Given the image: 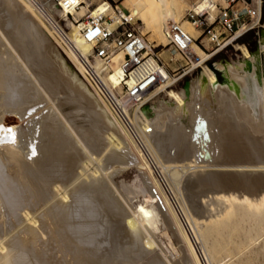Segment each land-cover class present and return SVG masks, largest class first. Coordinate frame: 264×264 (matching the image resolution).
<instances>
[{"label":"bare ground","instance_id":"1","mask_svg":"<svg viewBox=\"0 0 264 264\" xmlns=\"http://www.w3.org/2000/svg\"><path fill=\"white\" fill-rule=\"evenodd\" d=\"M39 1L55 19L66 15L60 8V4L54 0ZM128 1L131 5V16L141 20L145 27L144 31L152 28L162 43L167 41L163 29L168 20L180 22L185 31L196 38L192 29L193 25L186 18L187 21L182 19V1ZM216 2L222 4L224 0H199L192 6L196 10L208 8V12L212 13L214 18L217 10ZM5 5L10 10L7 17L3 11ZM107 7V3L102 1L83 16L89 14L87 18L91 19L98 14L109 13L110 8ZM5 11L8 10L5 9ZM70 11L72 15H75V8H71ZM81 25L82 22L74 26L70 34L65 33L67 40L63 41L27 0H0V126H2L0 130V264H179L178 261L173 263L166 261L164 257L163 259V255L157 251L158 246L152 238L153 235L151 236L156 229L159 213H163L162 215L166 217L168 215L164 213L161 204L155 208L149 206L142 213L141 219L135 221L136 217L131 216L133 212H130L127 200L124 198L126 195L123 189L126 187L120 189L123 185L117 187L115 183V176L119 175L120 171L138 165L137 158L131 151L132 148L137 152L138 159L140 158L142 163L139 164V170L136 172L138 176L134 178L144 191L147 203L158 202L157 198L155 199L156 194L153 195L156 188L168 206L176 226L180 231L183 228L182 235L192 257L187 255L193 258L192 262L196 264V261H201L202 255L198 254V248L196 249V235L190 223L193 222L198 229L201 226L200 236L206 239L211 236L215 223L219 220L206 222L203 216L201 220L196 217L191 218L192 214L186 209L188 207H184L183 200H181L183 205L180 204V207L183 206L187 211L181 207L182 216L163 186L161 182L163 179H159L156 168L160 167L163 171L171 170L169 174L177 188L184 180L185 170L198 167L196 170L198 172L202 168L209 167V162L205 163L212 158L205 143L211 138L212 131H210L209 122L202 114L204 108H209L208 112L211 110L216 113L211 124L217 125L218 129H223V133L228 136L229 146L223 149V154L228 155L229 161L232 160V163L243 160L254 161L257 158L263 159L264 162V31L260 39L259 61L262 67L260 74L257 73L255 62L248 50L245 46H240L239 50L244 60L237 67L228 66L223 69L226 82L220 84L214 74L202 65L205 60L204 53L194 41L190 43L186 53L190 54L191 49L192 60L195 62L200 59L197 65L202 68V73L196 81L187 83V87H184L185 94L173 90H161L171 81L167 72L159 68L164 79L157 83L154 89L146 92L144 97L147 95L148 98L149 96L152 98L160 91H164L168 101L158 102L152 107L146 105L143 109H140L141 105L134 115L126 111L133 128L137 131V133L134 131L138 137L137 140L105 99L90 85L81 57L88 58L92 53L93 44L83 38L79 31ZM108 27L112 29V25ZM51 34L62 41L66 48L64 54L70 62L53 44ZM233 38L236 39L238 36ZM34 48L41 53L40 56H42L39 58H42L43 64L40 62L41 59L38 61L39 58L35 56ZM110 59L111 71L107 72L103 78L110 87L112 85L116 87L121 79L131 84L145 72L156 69L155 61L149 57L134 70L131 78H125V70L122 67L123 51H113ZM32 61L37 62L35 66ZM92 64L97 68L100 62L95 59ZM42 65L45 69L38 70L37 68ZM196 105L202 107L201 110L199 108L202 112L195 113ZM193 111L196 114L194 116ZM161 112L168 115L169 120H166L168 122L165 128L162 127L164 129L156 130L161 124L159 126L155 124L158 126L155 129L153 121L158 113L163 114ZM8 115L15 116L20 125L8 128L5 122ZM166 115L160 116L164 118L167 117ZM179 126L189 132L191 141H198L199 145L196 149L190 148L189 145H183L182 149H178L177 143L182 141L178 131ZM8 129L12 131L8 132ZM220 137L222 139V136ZM192 154L198 161H191L194 159L181 161ZM199 159L203 160V165H199ZM229 164L231 167V163ZM213 166L215 168V165ZM228 166L219 165L223 169ZM233 166L236 167L234 164ZM237 167L248 169L250 172L256 171L257 174L259 171L264 172V167L258 165L239 164ZM141 170L148 173L152 183L148 175L146 176ZM221 170L214 173L212 169L208 170L210 172L205 169L204 174H206L202 176L200 174H203L201 172L203 170L199 172V175L196 171H192L193 174L196 172L194 175L197 177H192L190 183L193 186L196 184V191L198 187H200L199 190H204L201 188L202 184L224 188L221 186L225 179L229 178H226L227 175L225 176V172ZM237 170L243 175L240 169ZM181 173L184 174H182V181ZM242 175L239 178L247 174ZM255 176L251 177V185L255 183L253 182V179L256 180ZM240 180L242 181L243 178ZM247 180H249L248 175ZM261 181L263 182L262 178ZM242 182L245 183V180ZM260 182L258 181V184ZM262 182L261 185H263ZM245 184L247 186V183ZM211 187L206 191L214 195L217 189L213 193L210 191L213 190ZM253 187L257 188V186H251ZM261 188L258 189V191L261 190L259 193L254 188L250 189V194L247 188V191L243 188V192L245 190L250 196L244 195L245 193L238 195V192L235 194L234 191L231 193L224 188L222 197H219L221 195L218 193L222 206V214L220 216L216 214L218 219L223 215L235 217L238 209L232 212H226V209L229 202L231 204V201H239L240 204L236 203L238 206H235L239 207L243 203L249 208L248 212L250 208L254 211L260 209L259 212L263 210L257 213L264 223V192ZM175 198L180 203L177 195ZM198 199L194 202H199ZM211 201L213 204V199ZM205 204L201 206L205 207ZM218 205L217 203L216 207ZM187 212L191 217L186 214ZM250 213L253 214V212ZM208 216L206 217L209 218ZM169 219L163 218V224L175 235L171 220L167 221ZM184 253H181L180 262L191 264L192 259L186 258L185 250Z\"/></svg>","mask_w":264,"mask_h":264},{"label":"rangeland","instance_id":"2","mask_svg":"<svg viewBox=\"0 0 264 264\" xmlns=\"http://www.w3.org/2000/svg\"><path fill=\"white\" fill-rule=\"evenodd\" d=\"M76 1L79 2V5H78L77 8H75V12L76 13H75V15H72L73 18L72 17H68L65 14H64L65 15L64 17L59 16L57 18V20L62 24V26L64 28V32L67 33V34H70L72 32V30H73L72 28L74 26L78 25L75 21H77V22L78 21H80V22L87 21L88 19L86 17L89 16V14L86 15V16H83V15L84 14H87L89 12V10L91 11L92 9H94L96 7V5H98L100 2H102V1L105 2L104 0H76ZM180 1H182V3H183L182 9H181L182 19L184 21H187L185 19V17H184L185 10H187L189 7H193L199 0H180ZM194 2H195V4H194ZM117 4L119 5V7L123 8L124 10L129 9L131 11V5L129 4V1L128 0H118L117 1ZM222 5H224V3H222ZM262 5H263V18H264V0H262ZM5 9L8 10V11H5ZM3 11H4V14H6L5 17L9 16L10 10H9V8H7L6 5L3 8ZM209 14H210L209 15V18H210V20H212L213 14L212 13H209ZM214 16H215V14H214ZM210 20H208V21H210ZM261 24H262L261 27L254 28L253 30L246 32L245 34H243L242 36H239L236 39L230 37V34H227L226 35V33H222L219 36L218 40H216V41L213 42V41H211V40L208 39V37H207V31L204 30V32L196 39V41H194L195 42V45H197L203 51V53H204L205 60L202 62V65L203 66H206L214 74V76H215V78H216V80H217L218 83L223 84V83L226 82V80L223 77V69H226L228 66H230V67L231 66L232 67H237L239 65V63H241L244 60L243 55H242L241 51L239 50V47L240 46H245V48L248 50L250 56L253 58V60L255 62V67H256L257 73H259V74L261 73L262 67H261V62L259 61L260 60L259 59L260 58L259 55H260V42H261L260 39H262V33H261V36H260L259 32H260V29H263V27H264L263 26L264 25V21H262ZM137 26L139 27V29L141 30V32L143 31L142 33L145 35V37L150 42L153 43L154 47H156V49H154V50H156L158 52L159 57L161 58V60L163 61V63L169 68L170 74H168V73L167 74L169 75L171 82L169 81L170 82L169 85L168 86H165L161 90H164V91L165 90L166 91L173 90V91L178 92L180 94H185L184 86H185L186 82L193 83L194 81H192V80H195L196 81V79L202 73V68L199 67V65H197V62H199L200 59L197 60V61H195V62L192 60L191 57H192L193 53H192V50L191 49L189 51L190 54H185V55L184 54H181V53H178V52H172L168 48L169 46L165 44V43H167V41L165 43H162V41L156 35V33H154V30L152 28H150L149 30L144 31L145 27H144V25H142V22L139 19L137 21ZM181 26H182V24H181ZM204 28H205V25H203L199 29H195L192 26L193 33H194L195 37H197L199 35V33ZM21 31H22V29H21ZM263 31L264 30H262V32ZM51 36H52L51 37V41L53 42V44H55V46L59 49V51L61 52V54L67 59L66 55L64 54V50H66V48H65L64 44L62 43V41L57 36H55L53 34H51ZM161 43H162V45H161ZM34 53H35V56H37L38 58L42 56V55L40 56L41 53L37 50V48H34ZM40 59H41V61H40ZM90 60H91V58H90ZM38 61L42 62V64H43L42 58H39ZM12 63H14V62H12ZM36 63H37L36 61H32V64L34 66L36 65ZM96 64L98 65V63H96ZM96 64H94V65H96ZM43 66L44 65H42L41 67H38L37 69L38 70L39 69L40 70H44L45 68ZM42 67H43V69H42ZM164 91L163 92L160 91L156 96H152V98L150 96L148 98V96L146 95V97H144L146 100L143 99L142 107L140 109L145 108L146 105L147 106L150 105L148 107H152V105L154 106L158 102H162V101H164V103H166L168 101V98L165 96V92ZM138 108L139 107H137V106L131 107V109L128 110L129 114L130 115H134L137 112V109ZM192 108H193V106H192ZM199 108L201 110L202 107H199L198 105H196L195 106V109H197V110L196 111L194 110V111H195V113H197V111H199V112H202L203 111L202 114L204 115L205 119L209 122V124L211 126L210 127V131H212L210 133L213 136V137L211 136V138L208 140L209 142L207 141V143H205V146L206 147L208 146L207 148H209V151L211 153L210 154V157L212 158V159H209L207 161V163H205V164H208V162H209V164H210V165L208 164V166H209V167H207L208 169L207 168H205V169L207 171L210 170V169H212L214 171V173H217L221 169H222L221 171H224V169H227L229 167L227 170L224 171L225 172L224 173L225 176L227 175L226 178L228 177L229 179H227V180L225 179V181L223 182V185L221 186V187H224L226 190L224 188H221L220 189V187L219 188H215L214 186L211 187L210 185H208V186L211 187V189L213 188V190H210L213 193H214L215 189H217L215 191L214 195H213L212 193L207 192L209 190L208 188H210V187L202 184L201 188H203L204 190L201 189L202 190L201 191V190H199L200 187H198L199 189H197V191H198L197 192L195 190L196 189V187H195L196 184H195V186H193V185H191L190 182L192 181V179L195 176L197 177V175H199V172L201 170H203V171H201V172H203V174L200 172L201 173L200 174L201 176L206 174V173L204 174V170L205 169H203V168L200 169L197 172L196 170H198V167H197V169H196V167L195 168H192V170L191 169H188L190 171L185 170L184 174L186 173V174H188V176L186 174L184 175L183 173H181V175L182 174L184 175V180H183V175L182 176L180 175L181 181L182 180L184 181V183H183V181L181 183L182 186L180 184V187L181 188L180 187H177L176 188V185L174 184V181L172 180V177L169 174L170 171H171L169 169H167L168 171H165L164 170L165 171V173H164V171L160 167H157L156 169L158 171L157 172L158 177L161 180L163 179V181H161V182H162L163 186L165 187L166 191L169 193V195L171 197V200L173 201L175 207L177 208V210L179 211V213H181V215H182L181 207L183 208V206L180 207V204L182 203L181 200H183V202L185 201L183 203L184 204V207H188L189 208V209L188 208H186V209L188 210V212L190 211L189 213L192 214V217H191V215L188 214V212L186 214L189 215L191 218H194L195 219V217H196V218H200V220H201V218L203 216V219L206 222L213 221L215 219L216 220H219L217 223H215L216 225L214 226V230L211 233V236L208 237V238H206L207 240L206 239H203L200 236V232L199 231L202 232L201 226H200V229H198V227H196V225H194L193 222L190 223V226H191L192 230L194 231V233L196 235V242H195V246H197L196 249L197 248L200 249V251L198 249H197V251H198V254H201L202 255V256L199 255L200 258H201V261L198 260V259H197L198 261H196V258H195L196 264H198V263L199 264H264V227H263L264 226V223L261 220L260 215L257 213V212H259L260 209L258 211L255 210L256 211L255 212L253 210V208L252 209L250 208V212H253V214L251 215V213L248 212L249 211V208H247L243 203H242V205H239V207H236V206H238L236 203H239L240 204V202L239 201H236V202L235 201H231V204L229 202V205H228L229 211H228V209H226L227 210L226 212L237 211V209H238V214L235 217H231V218L228 217V216H224L223 215V216H221V218L218 219V216H220L222 214V212H221L222 206L220 205V198H218V193H219V195H221L219 197H222L223 196V193L225 191H228V190H229V192L231 191V193L234 191L235 194L238 192L237 193L238 195L239 194L242 195L244 193H245L244 195H248V194L251 193L250 189L253 190V188H254V190L259 193V191H261V190L258 191V189L261 188V187H262L261 188L262 191L264 192V186H263L264 185V183H263L264 182V176H263L264 175V172L261 171V173H260V171L258 169H255V170H258L259 171L258 172L259 175H258L256 171H252L251 170V172H250V171H248V169L245 170V168L237 167V166H239V164L242 165V166L243 165L244 166H247V165L248 166H250V165L257 166L258 165V166H263L264 167L263 159L262 160L261 159L259 160V159L256 158V159H254V161H251V160H249V161L248 160H243V161H239V162L238 161H235L233 163H232V160L229 161L230 159H227L228 158V155H226L225 153L223 154V149L225 147L229 146V143H227L229 141V139L227 140V137L228 136H226L227 134H224L223 133V131H224L223 129H222L223 130L222 131L221 129L216 128L217 125H214V124L212 125L211 124V122H212L211 120H213L214 115L216 113H214L211 110L209 111L210 112L209 113L208 112V109L209 108H204V110H202V111H200ZM194 111L192 113L193 116L195 114ZM161 113H163V112H161ZM160 115L165 116L166 114H164V113L163 114L158 113L157 116H155L154 121H153V123H154L153 124V127H155V129H156L161 124V126H159V128H157L156 130L164 129L165 126H166V124H167L166 122H168L166 120H169V116L168 115H166L167 117H164V118H162ZM158 116H160V117H158ZM158 118L160 119V121H159ZM163 119H165V120H163ZM161 121L162 122L164 121V122L162 123ZM5 122H6V125H7L8 128L18 127L20 125L19 120L15 116H13V115H8L6 117V119H5ZM155 124H157L158 126H155ZM133 127L134 126L132 125V128ZM162 127H164V128H162ZM215 128H216V130H215ZM184 130H186V129H184L183 127H180L179 126L178 131H179V133L181 135L182 141H180V142L177 143L178 144V149H182L184 147L183 145H185V146L189 145L190 148L196 149V146L199 145L198 144V141L197 142L196 141H193V140L191 141V139L189 137V132L188 131H184ZM134 131L137 133V131L135 129H134ZM221 131H222L223 134L221 133ZM219 133L221 135H219ZM216 134H217V136H215ZM220 136H222V139H221ZM216 139H218V140L216 141ZM191 143H192V145H191ZM214 143L216 145H213ZM214 148L215 149L217 148V149L215 150ZM131 151L133 152L134 156L137 158V162H138L137 163L138 164L137 166L138 167L137 166H133L134 168L133 167H129V169L127 167V169L125 171L122 170V171H120L121 174L119 173V175L115 176V183H116L117 187H120V185H123V187L122 188L120 187V189H123V188L126 187V189H123V193L126 195V197H124V198H126V200H127L126 203H127L128 207H129V210H131L130 212L131 213L133 212L131 214V216L135 215V217H136L135 218L136 219L135 221H137L138 219H141L142 213L145 212L148 209L149 206H152L153 208H155V207H157V205H160L161 204L160 206L163 209L164 213L166 215L167 214L168 215L166 217L165 215L164 216L162 215L163 214L162 212H161L162 214L159 213L158 216H160V217L156 219L157 222H158L157 225H156V229H155V231L153 230V232L151 231L152 232L151 233V236L153 235L152 238H153V240L155 241V243L158 246V248H157L158 250L157 251L160 252L163 255L162 258L163 257L166 258L165 259L166 261H169V262L172 261L173 263H177V261H178L179 264H186L184 261L182 263L180 262L181 259H182V257H180V256H182L181 253L182 252L184 253V250H185V252H186V255H185L186 258H188L189 260L192 259L191 260V264H194L195 262H192V261H194L193 258H189V257H192L191 256V253H190V249L188 248V245H187V243L185 241V238L182 235V231H184V230L182 228V231H180L179 228L176 226L175 221H174V219H172V215L169 212L168 206L166 205V203L164 202L163 197L158 193V190L156 188L154 189L155 190L154 191L155 193H153V195L156 194L155 199L157 198L156 201H158V202H153L152 204H148L147 203L144 191L139 186V183L138 182L136 183V181H135L136 176H138V173L136 174V172H138L137 170H139V167H140L139 164L141 165L142 163H140L141 162L140 161V158L138 159L137 152H135V150L133 148L131 149ZM221 151H222V153H221ZM135 153H136V155H135ZM191 159H194V160H191ZM190 160L191 161H195L197 159H195V157H194L193 154L190 155L187 159H184V161H183V159H181L182 162L190 161ZM200 160L201 159H199V162H200L199 165H203L204 164V163H202L203 160H201V161ZM226 160H228V161H226ZM248 162L250 164H248ZM224 163H226V164H224ZM229 163H231V167H230V164ZM236 163H238L237 166H236ZM245 163H246V165H245ZM218 164L219 165H222V166H224V165H226V166L229 165V166L228 167H224V169H223V167H219ZM233 164L236 167H234ZM260 164H263V165H260ZM212 165H215V168H214V166L212 167ZM233 168L234 169L236 168V169L233 170ZM214 169H216V170H214ZM237 169H240V171H242L243 175L247 174L249 180H247V175L243 176L242 174H240L241 172L239 173V171ZM241 169H243L245 171H243ZM228 170L229 171L231 170L230 172H232V170H233V172L230 173V172H228ZM236 170L238 172V175H237ZM260 170H262V169H260ZM192 171L193 172L196 171L198 174L197 175H194L196 172L193 174ZM141 172L145 173L146 171L141 170ZM208 172H210V171H208ZM255 172H256L257 175L254 174ZM163 173L165 174V176H164ZM147 175H148V173L146 174V176ZM191 175H194V176H191ZM241 175L243 176V177H241V178H243L242 181L245 180V183H247V186H246V184L244 182H242L240 180L241 178H239V177ZM260 175L263 176V177H261ZM252 176L253 177L255 176V179H256L255 181L253 179V182H255V183H253V185H251L252 178H253ZM258 176L260 178H258ZM147 177L149 178L150 181L152 180V179H150L149 175ZM165 177L166 178L168 177V178L166 179ZM261 178L263 179V182L261 181L263 185L260 184L261 183L260 182ZM85 181H87V180H85ZM167 181H168L169 185H168ZM237 181L238 182L241 181V182L238 183ZM258 181L260 182L259 184H258ZM248 182L250 184H248ZM151 183H152V181H151ZM192 184H194V182ZM237 184H238V186H237ZM241 184L243 186H241ZM204 186H205V188H204ZM239 186H241V187H239ZM251 186H257V188L259 186V188L258 189L255 188V187L251 188ZM193 187H195V188H193ZM242 187L246 191L248 189V192L249 191L250 192L249 193L248 192H245V190L243 192V188ZM230 188L231 189L233 188V189L230 190ZM223 190H225V191H223ZM178 191H179V193H182V191H183V193H185V194L184 195H183V193L182 194H179ZM241 191L243 193H241ZM191 192H193V193H191ZM199 192H203V193L200 194ZM174 193L177 195L180 203H178L177 198L174 199V197H176V195H174ZM246 193H248V194H246ZM125 195H123V196H125ZM147 195L148 194H146V196ZM248 196H250V195H248ZM208 197H209V201H208ZM210 197L213 199V204H211V202H212L211 200L212 199ZM190 198H192V199H190ZM197 199L199 200V202L195 203L194 201L197 200ZM214 199H215V201H214ZM186 202H187V204H186ZM200 202L202 204H205L207 202L206 204H207L208 208H207L206 204L204 205L205 207H202L201 206L202 204ZM233 202H235V203H233ZM217 203L219 205L216 207ZM183 204H181V205H183ZM192 204L193 205L195 204V205L193 206ZM208 204H210V205H208ZM185 205H187V206H185ZM219 206L221 208H218ZM229 206H230V208H229ZM231 206H233L232 209H231ZM242 206H244V207H242ZM194 208H195V211H194ZM201 208H206L209 211L208 210H205V209H201ZM245 208L247 209V211H246ZM166 209H167V211H166ZM183 209H185V208H183ZM216 209L219 210V211H217ZM261 209H263V208H261ZM197 210H198V212H197ZM201 211H203V212L200 214ZM204 211L206 213H204ZM207 211L208 212L211 211V212L208 213ZM261 211H263V210H261ZM244 213H245V215H244ZM208 214H210L209 215L210 217L208 216ZM212 214L213 215H216L217 214L218 216L217 215L216 216H213ZM199 215H201V217H199ZM206 216H208L209 218H207ZM253 216H255V217H253ZM163 218L169 219L167 221H170L171 220V224L173 226L172 228L176 232L175 235L172 233V231L170 230V228L166 227V225L163 224V221H164ZM203 219H202V221H203ZM202 221H200V222H202ZM205 221H203V222H205ZM241 223H242V225H241ZM262 223H263V226H262ZM258 227H259V229H258ZM262 227H263V229H261ZM218 250L220 252H217ZM216 252H217L218 256H217ZM187 254H189V257H188ZM203 259H205V260L202 262Z\"/></svg>","mask_w":264,"mask_h":264},{"label":"built area","instance_id":"3","mask_svg":"<svg viewBox=\"0 0 264 264\" xmlns=\"http://www.w3.org/2000/svg\"><path fill=\"white\" fill-rule=\"evenodd\" d=\"M45 23L64 41L67 40L62 24L50 15L45 5L39 0H27ZM60 4L65 14L72 17L71 8H77L76 0H54ZM107 3L109 13L98 14L96 17L82 22L79 29L83 38L93 44L92 53L88 58L81 57L85 66L90 85L101 97L105 99L112 111L138 140L132 128V123L126 114L133 106H141L145 93L154 89L155 85L164 79L159 68H164L170 74L169 68L163 63L159 54L145 35L137 26L138 18L131 16L129 9L124 10L117 4L118 0H104ZM224 5L216 2L215 16L208 21V8L196 10L189 7L185 10L184 17L196 28L203 25L205 28L196 38H193L181 26L180 22L168 20L164 25L166 45L172 52L187 54L192 41L207 31V37L211 41L218 40L222 33L230 34V37L242 36L254 28L261 27L263 18L262 0H224ZM73 18V17H72ZM208 18V19H207ZM77 24L80 21H75ZM108 22V24H107ZM108 25H112L109 29ZM70 44V43H69ZM123 51L122 67L125 70V78H131L134 70L147 58H152L156 63V69L147 71L131 84L121 79L118 85H107L104 76L111 71L110 55L113 51ZM91 60H90V58ZM98 59L99 67H94L93 62Z\"/></svg>","mask_w":264,"mask_h":264},{"label":"water","instance_id":"4","mask_svg":"<svg viewBox=\"0 0 264 264\" xmlns=\"http://www.w3.org/2000/svg\"><path fill=\"white\" fill-rule=\"evenodd\" d=\"M262 30H263V29H260V32H259L260 36H261ZM187 83H188V82H186V84H185V86H184L185 88L187 87Z\"/></svg>","mask_w":264,"mask_h":264},{"label":"snow or ice","instance_id":"5","mask_svg":"<svg viewBox=\"0 0 264 264\" xmlns=\"http://www.w3.org/2000/svg\"><path fill=\"white\" fill-rule=\"evenodd\" d=\"M0 130H2V126H0ZM7 131L8 132H11L12 130L11 129H8Z\"/></svg>","mask_w":264,"mask_h":264}]
</instances>
